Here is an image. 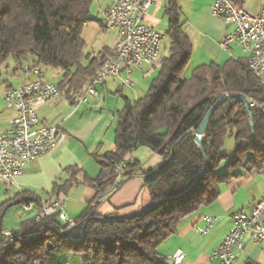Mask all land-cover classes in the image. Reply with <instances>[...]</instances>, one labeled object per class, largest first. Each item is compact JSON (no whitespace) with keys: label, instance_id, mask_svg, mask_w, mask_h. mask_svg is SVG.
Listing matches in <instances>:
<instances>
[{"label":"trees","instance_id":"16d2710c","mask_svg":"<svg viewBox=\"0 0 264 264\" xmlns=\"http://www.w3.org/2000/svg\"><path fill=\"white\" fill-rule=\"evenodd\" d=\"M177 1H171L167 15L169 55L156 64L159 72L146 94L135 102L125 99L117 115L114 150L91 154L100 170L98 177L70 167L68 180L53 185L51 196L57 198L80 185L96 192L72 221L77 226L69 231L71 237L58 235L69 228L59 214L25 221L14 232L15 245L0 248V264H56L51 256L61 254L83 255L84 264H173L160 248L178 234L182 222L214 204L222 185L245 172L264 171V83L245 59L197 67L184 78L193 44L184 32ZM92 5L93 0H0V80L10 60L15 63L12 73L25 71L32 60L42 72L58 70L60 92L73 101L107 60L102 52L93 59L85 53L83 33L92 21ZM233 93L240 97L215 111L198 145L196 132L206 113L220 97ZM252 100L259 106H252ZM229 136L237 142L234 160L221 153ZM143 147L163 157L157 168L142 172L148 205L131 215H98L99 197L134 175L138 164L127 160ZM122 162L128 164L117 181L116 169ZM26 202L43 206L42 197L30 191L0 203V240L8 211Z\"/></svg>","mask_w":264,"mask_h":264},{"label":"crops","instance_id":"0c3cea01","mask_svg":"<svg viewBox=\"0 0 264 264\" xmlns=\"http://www.w3.org/2000/svg\"><path fill=\"white\" fill-rule=\"evenodd\" d=\"M114 1L106 0L100 5L98 22L103 30L105 29L101 25L102 17ZM171 1L160 0L157 4L152 5L145 21L150 28L165 33V35L169 30L167 15ZM214 1H177L181 8L184 32L193 44V56L189 64L191 71L197 67L209 66L212 63L222 66L229 60H247L248 57L247 53H244L239 47L233 46L229 50L221 47V42L232 31L233 26L213 15ZM261 1L234 0L235 4L245 5L253 12L260 9ZM115 34L111 42L106 38L104 39V35H102L98 51L87 53L88 58L99 57L101 52L108 57L119 39L118 34ZM31 62L32 60L28 62L27 66L32 67ZM88 63L89 61L83 64L86 66ZM154 67L145 66L135 70L132 74V79L135 81L133 88L121 87L120 80L109 79L104 86L98 87V97L91 98L88 103L78 108L74 107L73 101L67 99L64 94H60L59 97L50 102L38 104L36 114L39 115L40 119L46 125L59 126L67 133L68 138L56 151L41 156L24 168L22 176L16 179L15 185H12V189L16 190L14 194L20 191H30L41 196L44 203L62 201L68 218L71 221L78 219L87 205L96 197L95 190L87 185H80L74 188L68 196L57 198L51 196L53 185L56 182L64 183L68 180L69 174L66 169L70 167L77 166L83 169L92 179L98 177L100 170L92 165L91 154L97 151L105 153L114 150L118 112L124 107L125 99L132 102L140 99L141 96H138L139 93L137 92L139 89L137 82L144 81L150 75L153 76L154 71L151 68ZM43 73V79L49 82L44 70ZM12 76L17 78L16 82H7L6 89L7 87H18L24 82L35 79L27 70L13 73ZM263 78L264 74L259 78L264 83ZM94 112L97 113V117L96 114L93 115ZM15 115L12 116L8 128ZM127 161L138 164V167L134 169V175L126 179L117 191L99 197V203L95 208L98 215L104 217L131 215L148 205V192L144 186L142 172L157 168L163 162V157L151 149L143 147L132 153ZM6 188L5 192L9 195V189ZM263 195L264 172L243 173L241 177H236L228 184L222 185L221 195L214 204L202 208L198 214L185 219L178 234L163 244L160 252L168 259L179 251L185 253L186 257L182 264H217V261L210 259V255L219 248L230 233L233 227L232 216L238 210L250 212ZM72 213L75 215L74 219L70 217ZM37 215L38 208L35 218ZM211 215L216 218L211 231L204 236L198 234L196 228L203 225L202 218ZM20 228L21 225L18 230L12 232H17ZM238 252L237 264H264V246L246 242L245 247ZM77 256L79 255L61 254L56 257L51 256V261L56 264H84V259Z\"/></svg>","mask_w":264,"mask_h":264},{"label":"built area","instance_id":"2783aa9c","mask_svg":"<svg viewBox=\"0 0 264 264\" xmlns=\"http://www.w3.org/2000/svg\"><path fill=\"white\" fill-rule=\"evenodd\" d=\"M160 0H115L101 20L102 27L118 34V42L112 49L107 60L94 76L88 79L85 86L76 93L73 99L74 107L86 104L93 97H98V87L104 86L109 79L120 80L121 87L133 88L135 82L132 74L145 66H155L162 58L165 33L150 28L146 24L149 9ZM212 13L226 24L233 26L232 31L221 42V47L229 50L239 47L247 53L248 66L258 77L264 74V0L257 12L251 11L245 5H237L234 0H215ZM26 70L35 79L24 82L18 87L7 88L4 91V102L8 109L16 115L10 127L0 132V181L7 185H15L16 179L23 174L24 168L45 154L56 151L68 138L67 133L59 126L46 125L36 114L38 104L47 103L60 96L56 83L46 82L44 73L32 66ZM252 106L259 105L251 101ZM126 162L119 163L116 172L117 181L123 175ZM119 186V185H118ZM115 186L112 191H116ZM97 206V205H96ZM30 212L35 205L26 202L22 205ZM36 220L59 214V219L69 224V228L58 232L59 236L71 237L69 231L77 226L64 211L59 200L51 204L43 202L38 208ZM233 227L210 259L217 264H237L238 251L246 242L252 245L264 246V195L254 205L250 212L238 210L233 216ZM203 225L196 228L202 236L207 235L214 226L216 218L204 216ZM0 248L15 245L16 234L3 230ZM186 254L179 251L169 259L173 264H182Z\"/></svg>","mask_w":264,"mask_h":264},{"label":"rangeland","instance_id":"374dc122","mask_svg":"<svg viewBox=\"0 0 264 264\" xmlns=\"http://www.w3.org/2000/svg\"><path fill=\"white\" fill-rule=\"evenodd\" d=\"M106 0H93V5L91 8V13H90V19L92 20L91 22H89L88 25L85 26L84 32L83 33V37L87 43V47L85 50V53H93L96 50L98 51V47L101 44V36L104 35V39L106 38L107 40H109L111 42L112 38L116 35V32H112V31H105L101 28V26L99 25V8L100 5H102ZM169 50H170V40L167 38L165 39V43L162 49V56H168L169 55ZM108 58V57H107ZM83 63H87L86 60L83 61ZM9 65L10 68L9 69H3V75H2V79L0 80V132L5 130L6 128H8L9 126V122L12 118L14 114V112L10 109L7 108L5 102H4V91H5V86L7 82H12L15 83L16 79L15 77H13V73L12 70L15 68V63L10 60L9 61ZM100 69V68H99ZM154 71V75H150L148 78H146L144 81H138L137 82V92L139 93L138 96L143 97L146 92L148 91V88L150 86V83L152 81L153 78H155L159 72V64L156 65L154 68H151ZM44 71L46 72V77H47V81L49 82H54V83H58L61 81L62 78V74L59 73L58 70L52 69V68H44ZM98 72V71H97ZM192 74V71L190 70V66H188V68L186 69L185 73H184V78H189ZM264 81V78H263ZM135 82V81H134ZM118 97V96H117ZM119 98V97H118ZM114 102V100H113ZM74 109V107H73ZM97 113H99L97 111ZM97 113H93V115L96 114V117L98 116ZM237 142L235 141V138L232 136L227 137L226 141H225V145L221 151L222 154L228 156V160H234L235 156H236V150H237ZM92 165H94L95 167L98 168L99 167L95 164V162L93 160H91ZM223 169V168H222ZM264 172V171H263ZM6 187H8L9 189V195L6 194L5 189H7ZM13 187L10 185H5L4 182L0 181V203L13 198L14 197V192L16 190L12 189ZM117 191V190H116ZM115 192V191H113ZM113 192H109L107 193V195H109L110 193ZM39 212V210H38ZM37 213V208L35 207L34 210L27 212L24 210V207H20V206H15L12 207L8 213L6 214L5 220H4V228L6 230L9 231H16L19 229L20 225L22 224V222L28 221V220H36L35 215ZM70 217L72 219L75 218L74 213H72L70 215ZM54 257H56L57 255H53ZM79 257V256H77ZM81 258L84 259L83 255H80ZM79 257V258H80Z\"/></svg>","mask_w":264,"mask_h":264},{"label":"water","instance_id":"95a60500","mask_svg":"<svg viewBox=\"0 0 264 264\" xmlns=\"http://www.w3.org/2000/svg\"><path fill=\"white\" fill-rule=\"evenodd\" d=\"M239 95H235L233 94H229V95H224L222 97H220L216 103L212 106V108L206 113L204 120L199 128V130L196 132V143L198 145H200L201 141H202V137L204 136L207 126L213 116V114L215 113V111L222 106L224 103H226L227 101L233 99V98H239ZM244 102H246L245 100H243ZM252 130H253V138L256 139L255 133H254V126H253V122H252ZM206 172V170L201 174L203 175Z\"/></svg>","mask_w":264,"mask_h":264}]
</instances>
